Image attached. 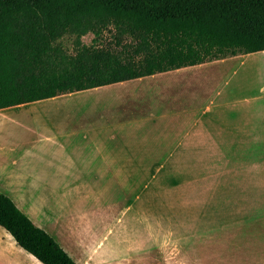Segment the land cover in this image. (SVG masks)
Listing matches in <instances>:
<instances>
[{"label": "crops", "instance_id": "0c3cea01", "mask_svg": "<svg viewBox=\"0 0 264 264\" xmlns=\"http://www.w3.org/2000/svg\"><path fill=\"white\" fill-rule=\"evenodd\" d=\"M216 130L264 145V50L0 108V192L86 264L99 225H161L151 178L193 171L200 134L213 160ZM0 232V264L6 238L43 264Z\"/></svg>", "mask_w": 264, "mask_h": 264}, {"label": "trees", "instance_id": "16d2710c", "mask_svg": "<svg viewBox=\"0 0 264 264\" xmlns=\"http://www.w3.org/2000/svg\"><path fill=\"white\" fill-rule=\"evenodd\" d=\"M87 33L74 54L57 44ZM263 50L264 0H0V108ZM0 226L43 264H76L2 192Z\"/></svg>", "mask_w": 264, "mask_h": 264}, {"label": "rangeland", "instance_id": "374dc122", "mask_svg": "<svg viewBox=\"0 0 264 264\" xmlns=\"http://www.w3.org/2000/svg\"><path fill=\"white\" fill-rule=\"evenodd\" d=\"M103 34L109 50L132 52L130 38L118 41L108 31ZM91 38V33L81 38L64 34L57 44L74 54ZM222 133L216 130L212 136L213 160L206 159L212 155L200 134V160L193 171L173 163L162 177L151 178V191H162L150 195L152 202L158 201L154 196L162 202L161 225L118 219L117 224L99 225L95 238L83 243L90 253L86 264H264V145L256 150L240 146L237 134ZM3 251L12 264H40L7 238Z\"/></svg>", "mask_w": 264, "mask_h": 264}]
</instances>
